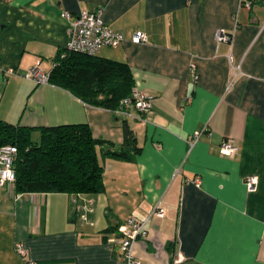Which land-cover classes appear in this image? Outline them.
I'll return each mask as SVG.
<instances>
[{
    "label": "crops",
    "instance_id": "1",
    "mask_svg": "<svg viewBox=\"0 0 264 264\" xmlns=\"http://www.w3.org/2000/svg\"><path fill=\"white\" fill-rule=\"evenodd\" d=\"M243 1L0 0V120L85 123L120 150L124 119L138 147L128 159L96 147L100 193L20 194L1 184L0 264H23L16 242L34 264H124L118 228L103 230L143 219L155 204L163 217H151L133 245L141 264H264V0ZM98 7L124 39L95 55L129 66L152 95L146 115L122 117L23 77L31 67L48 73L73 18ZM219 29L231 41L217 42ZM135 31L146 41H131ZM228 138L238 149L226 156L218 149ZM247 176L256 177L253 192Z\"/></svg>",
    "mask_w": 264,
    "mask_h": 264
},
{
    "label": "trees",
    "instance_id": "2",
    "mask_svg": "<svg viewBox=\"0 0 264 264\" xmlns=\"http://www.w3.org/2000/svg\"><path fill=\"white\" fill-rule=\"evenodd\" d=\"M48 72L47 81L70 91L82 101L96 107L113 110L128 96L134 84L129 66L123 61L95 54L58 49ZM37 136L32 137V130ZM120 150H111L109 142L95 138L85 123L58 124L40 127L18 126L0 120V146L12 143L16 148L13 160L16 193L64 192L100 193L104 189L97 148L108 147L103 155L128 159L136 153L135 135L122 121ZM108 224L103 232L113 231Z\"/></svg>",
    "mask_w": 264,
    "mask_h": 264
},
{
    "label": "built area",
    "instance_id": "3",
    "mask_svg": "<svg viewBox=\"0 0 264 264\" xmlns=\"http://www.w3.org/2000/svg\"><path fill=\"white\" fill-rule=\"evenodd\" d=\"M243 3L249 6L247 0H244ZM101 12L102 9L99 7L95 8L94 11L84 9L73 18L66 31V49L71 52L76 51L92 55L95 54L100 47H116L120 45V42L124 39L123 34L106 25L101 18ZM61 16L68 18L69 13L62 11ZM214 38L217 42L231 41L230 34L224 29L216 30ZM146 39V35L141 31H135L131 36V41L136 43H143ZM190 67L194 80L196 78V74L193 72L194 65ZM23 77L37 84L49 83L47 81L48 73L38 67L28 68V71L23 74ZM152 100V95L138 88L137 83L134 81L129 95L123 97L118 107L114 108L112 111L122 117H133L130 111L131 109L146 115L151 107ZM143 119L144 117H142L141 120ZM200 133V131H195L192 139L188 141V144L196 140ZM237 149L238 146L229 138L219 141L218 150L222 155L229 156L235 153ZM16 152V148L12 143L0 146V185L3 183L12 184L15 179L12 162L16 156ZM191 182L198 184L199 178L195 177ZM255 184V176H247L244 179V186L248 192H253V190H255ZM163 215L162 211L158 208V204H155L147 217L138 219L134 216H129L123 225L117 226L118 235L115 237V240L118 243V248L122 255V262H124V264H141L134 254L133 245L137 240L145 239L148 231L147 224L151 217L162 218ZM15 250L17 254L20 255L23 264H34L26 258L24 250L17 242L15 243Z\"/></svg>",
    "mask_w": 264,
    "mask_h": 264
},
{
    "label": "rangeland",
    "instance_id": "4",
    "mask_svg": "<svg viewBox=\"0 0 264 264\" xmlns=\"http://www.w3.org/2000/svg\"><path fill=\"white\" fill-rule=\"evenodd\" d=\"M33 137V136H32Z\"/></svg>",
    "mask_w": 264,
    "mask_h": 264
}]
</instances>
